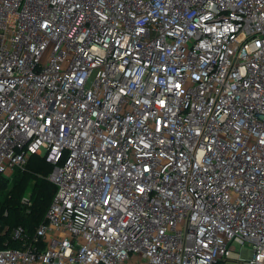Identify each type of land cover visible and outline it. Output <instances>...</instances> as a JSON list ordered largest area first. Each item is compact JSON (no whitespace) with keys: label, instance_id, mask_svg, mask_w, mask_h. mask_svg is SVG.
Masks as SVG:
<instances>
[{"label":"built area","instance_id":"1","mask_svg":"<svg viewBox=\"0 0 264 264\" xmlns=\"http://www.w3.org/2000/svg\"><path fill=\"white\" fill-rule=\"evenodd\" d=\"M33 155L0 264H264V0H0V176Z\"/></svg>","mask_w":264,"mask_h":264},{"label":"trees","instance_id":"2","mask_svg":"<svg viewBox=\"0 0 264 264\" xmlns=\"http://www.w3.org/2000/svg\"><path fill=\"white\" fill-rule=\"evenodd\" d=\"M52 168L45 157L33 155L26 167L15 169L11 176H0V191L13 177L12 188L0 200V248L20 247L21 242L13 237L14 229L21 226L28 237H33L46 220V211L56 193V185L49 179Z\"/></svg>","mask_w":264,"mask_h":264},{"label":"rangeland","instance_id":"3","mask_svg":"<svg viewBox=\"0 0 264 264\" xmlns=\"http://www.w3.org/2000/svg\"><path fill=\"white\" fill-rule=\"evenodd\" d=\"M27 166V164L25 165V167ZM11 176V175H10ZM10 179H8L5 184H4V188L3 190L1 189L0 191V200L2 201L4 199V197L7 195V192L12 188V179L13 177H9ZM25 200L28 199V195L25 196ZM241 247H237V251H240Z\"/></svg>","mask_w":264,"mask_h":264}]
</instances>
